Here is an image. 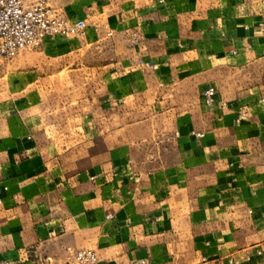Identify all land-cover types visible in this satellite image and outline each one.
<instances>
[{"label":"crops","instance_id":"crops-1","mask_svg":"<svg viewBox=\"0 0 264 264\" xmlns=\"http://www.w3.org/2000/svg\"><path fill=\"white\" fill-rule=\"evenodd\" d=\"M47 1L87 27L0 82V264H264V0Z\"/></svg>","mask_w":264,"mask_h":264},{"label":"built area","instance_id":"built-area-1","mask_svg":"<svg viewBox=\"0 0 264 264\" xmlns=\"http://www.w3.org/2000/svg\"><path fill=\"white\" fill-rule=\"evenodd\" d=\"M86 27L85 20L71 21L65 18L47 0H0V60L10 61L24 51H37L47 39L79 38L84 35ZM200 97L204 106H212L216 98L215 88L202 89ZM244 118L246 113L240 111L236 123ZM66 253V264H99L97 255L92 250L68 248ZM245 253V259L249 261L252 254L264 256V249L256 245L247 248ZM140 264L146 262L143 260Z\"/></svg>","mask_w":264,"mask_h":264},{"label":"rangeland","instance_id":"rangeland-1","mask_svg":"<svg viewBox=\"0 0 264 264\" xmlns=\"http://www.w3.org/2000/svg\"><path fill=\"white\" fill-rule=\"evenodd\" d=\"M57 11H59L65 18L67 16L64 13V9L53 7ZM15 60L10 61H3L0 60V82L9 81L15 74ZM60 79L63 78V73L59 77Z\"/></svg>","mask_w":264,"mask_h":264}]
</instances>
